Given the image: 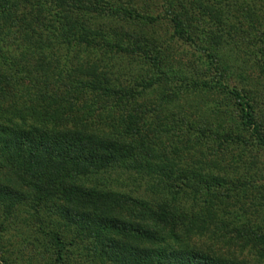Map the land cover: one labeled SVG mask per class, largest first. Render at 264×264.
Segmentation results:
<instances>
[{"label": "trees", "instance_id": "1", "mask_svg": "<svg viewBox=\"0 0 264 264\" xmlns=\"http://www.w3.org/2000/svg\"><path fill=\"white\" fill-rule=\"evenodd\" d=\"M16 238L27 264H264V0H0Z\"/></svg>", "mask_w": 264, "mask_h": 264}, {"label": "rangeland", "instance_id": "2", "mask_svg": "<svg viewBox=\"0 0 264 264\" xmlns=\"http://www.w3.org/2000/svg\"><path fill=\"white\" fill-rule=\"evenodd\" d=\"M254 10H256L257 8H253ZM171 46L173 45L174 47H172V49H174V54H176L179 59H185L186 56L185 55H190L192 53L195 52V49H193L194 47H190V46H181L180 44H178L177 42H170L169 43ZM120 188V187H118ZM131 189V188H129ZM24 231H29L28 229L24 228ZM27 235L30 236L31 240L34 242L35 241V236L32 234H29L27 232ZM16 246L13 247H6L5 250L0 252V264H27V260H28V251L24 253V255H22V250L20 249V239H13ZM31 248V256L35 257V252L33 253V251H37L34 247H30ZM225 253V251H224ZM237 255V257L239 258L238 253H235ZM241 258V257H240Z\"/></svg>", "mask_w": 264, "mask_h": 264}]
</instances>
